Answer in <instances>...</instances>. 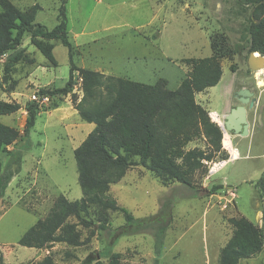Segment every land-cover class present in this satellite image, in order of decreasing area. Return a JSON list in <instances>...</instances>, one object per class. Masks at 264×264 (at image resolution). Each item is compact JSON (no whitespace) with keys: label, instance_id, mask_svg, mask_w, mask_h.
I'll list each match as a JSON object with an SVG mask.
<instances>
[{"label":"rangeland","instance_id":"1","mask_svg":"<svg viewBox=\"0 0 264 264\" xmlns=\"http://www.w3.org/2000/svg\"><path fill=\"white\" fill-rule=\"evenodd\" d=\"M10 1L21 11L37 4L34 23L47 29L57 22L60 0ZM249 10L237 0L66 3L67 35L73 62L79 67L146 84L165 79V87L175 89L189 70L182 59L210 56V36L222 33L232 53L219 58L220 80L196 93V102L212 110L211 121H215L214 114L222 121L225 111L239 103L234 97L239 88L254 90L260 99L256 106L246 105L249 120L256 121L255 130L245 136L226 131L231 145L224 137L221 144L228 153L227 162H210L205 173L193 177L195 188L221 184L215 193L193 196L192 189L177 181L163 183L140 164L131 165L118 182L110 185L105 198L136 218L153 215L163 202L170 201L171 220L159 256L154 252L151 231L114 238V230L125 222L124 216L98 205H90L84 215L89 226L74 216L68 218L76 224L77 245L56 242L32 248L18 243L22 234L48 213L59 194L69 200L82 196L74 149L94 125L67 110L73 106L72 95L78 100L82 94L76 71L68 94L38 95L39 89L62 87L68 79V50L59 40L50 41L56 66L50 65L31 43L28 32L23 34L17 50L0 56V100H14L21 105L12 114L0 115V122L19 132L17 139L0 152L2 167L7 163L15 166L14 153L21 157L20 172L12 176L0 197L2 264H36L45 255H50L55 264H82L95 251L105 256L91 264H217L219 251L233 231L231 217L244 215L262 227L264 191L257 180L264 170V68L260 70L262 84H257V71H251L246 62ZM33 101L37 106L35 124L24 136L25 108ZM192 147L204 148V138L195 136L185 149ZM254 257L241 259L240 264H264V241Z\"/></svg>","mask_w":264,"mask_h":264},{"label":"trees","instance_id":"2","mask_svg":"<svg viewBox=\"0 0 264 264\" xmlns=\"http://www.w3.org/2000/svg\"><path fill=\"white\" fill-rule=\"evenodd\" d=\"M67 1L60 0L57 22L47 29L34 23L37 4L21 11L10 0H0V56L6 51L17 50L23 34L28 32L31 43L50 65L56 66L50 41L59 40L68 50V79L62 87L39 89L38 95L68 94L72 87L73 72L76 71L82 94L78 100L72 95L73 106L81 120L94 124L74 149L77 181L82 196L69 200L59 194L48 213L36 220L22 234L18 243L32 248L48 247L56 242L77 245L79 234L76 224L69 222L68 218L74 216L79 223L89 226L84 215L88 213L90 205H98L103 209L118 210L124 216L125 222L114 230V238L151 231L154 252L159 256L171 220L170 201L163 202L157 213L136 218L114 200L105 198V193L133 164L144 166L163 183L179 182L192 189L193 196L210 195L222 187L221 184L212 185L209 189L194 186L193 177L197 173H205L208 163L228 159V153L221 144L220 126L210 120L209 111L196 102L195 94L218 83L222 74L219 58L232 53V49L222 33L211 35V55L183 58L189 70L175 89L166 88L165 79L146 84L79 67L73 62L72 45L67 35ZM237 2L244 8H250L248 51L264 53V0ZM20 108L17 101L0 100V115L12 114ZM25 110L23 133L28 136L35 124L36 102L28 104ZM18 133L15 127L0 122V152L17 139ZM195 136L204 138L205 147L185 149ZM14 155V167L7 163L3 168L0 160V197L4 195L12 176L20 172V154ZM257 183L264 191V170ZM229 220L233 231L219 251L217 264H239V259L255 256L263 247L262 227L244 215ZM102 256L105 254L100 251L91 252L82 264H91ZM36 264L55 263L50 255H45Z\"/></svg>","mask_w":264,"mask_h":264},{"label":"water","instance_id":"3","mask_svg":"<svg viewBox=\"0 0 264 264\" xmlns=\"http://www.w3.org/2000/svg\"><path fill=\"white\" fill-rule=\"evenodd\" d=\"M258 55H254V51H250L247 56V65L251 71H259L264 68V53L255 51ZM234 97L239 101L235 106L230 107L228 113H226L219 124L223 132H230L232 134L245 136L249 134V122L247 119V107L254 105L253 91L246 87L239 88L234 93ZM262 234L264 241V212L262 223ZM250 258H255L254 256ZM240 260L238 263L240 264Z\"/></svg>","mask_w":264,"mask_h":264},{"label":"crops","instance_id":"4","mask_svg":"<svg viewBox=\"0 0 264 264\" xmlns=\"http://www.w3.org/2000/svg\"><path fill=\"white\" fill-rule=\"evenodd\" d=\"M249 89V88H248ZM251 91H253V97H254V105L253 106H256L258 103H260V99H259V97L257 96V94L255 93V91L254 90H252V89H250ZM67 101V100H66ZM63 102V104L64 105H66L67 104V102ZM70 107V109H67L68 111H70L71 113L70 114H77V110L73 107V106H69ZM54 110H58V111H61V109L59 108V109H56V108H54ZM209 111V113L212 111V110H208ZM228 111L229 110H227V111H225V114L226 113H228ZM224 114V115H225ZM210 116V115H209ZM224 117V116H223ZM223 117H222V119H223ZM249 116H248V110H247V119H248V122H249V127H248V129H249V133L252 131V130H255V128H256V121H255V119H253V121L251 120H249V118H248ZM214 122H216V121H214ZM217 124H220L221 123V121L218 119V122H216ZM92 125H94L93 123H92ZM91 125V126H92ZM222 133H223V136L222 137H224V135L226 134V135H228L229 136V134L227 133V132H223L222 131ZM230 137V136H229ZM223 139V138H222ZM231 157V156H230ZM232 160V159H231ZM222 162H227V160H223Z\"/></svg>","mask_w":264,"mask_h":264},{"label":"bare ground","instance_id":"5","mask_svg":"<svg viewBox=\"0 0 264 264\" xmlns=\"http://www.w3.org/2000/svg\"><path fill=\"white\" fill-rule=\"evenodd\" d=\"M254 55L257 56L258 53H257V52H254ZM256 74H257V84H262V78L260 77V76H261V72H260V70L257 71ZM213 119H214L216 122H218V117H217V115L214 114ZM224 139L227 141V145L230 146L231 144H230V138H229V136L225 134V135H224Z\"/></svg>","mask_w":264,"mask_h":264},{"label":"built area","instance_id":"6","mask_svg":"<svg viewBox=\"0 0 264 264\" xmlns=\"http://www.w3.org/2000/svg\"><path fill=\"white\" fill-rule=\"evenodd\" d=\"M43 99H45V100H46L47 98H46V97H44Z\"/></svg>","mask_w":264,"mask_h":264}]
</instances>
